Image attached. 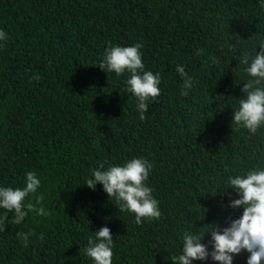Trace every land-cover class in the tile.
I'll return each mask as SVG.
<instances>
[{
    "label": "trees",
    "instance_id": "trees-1",
    "mask_svg": "<svg viewBox=\"0 0 264 264\" xmlns=\"http://www.w3.org/2000/svg\"><path fill=\"white\" fill-rule=\"evenodd\" d=\"M260 4L0 0V29L7 33L0 41V187L22 188L26 173L35 172L36 195L43 194L50 213H29L14 224V211L0 209V218L8 216L0 264H94L82 250L105 226L113 236V264H172L185 231L206 234L208 224L223 228L239 218L243 208L225 207L236 193L219 192L229 176L264 169V127L253 135L231 126L250 79L236 57L254 55L264 44ZM136 43L143 45L145 71L161 76V95L144 120L127 91L130 74L98 67L109 46ZM177 65L194 78L187 96ZM133 158L152 164L146 185L162 213L142 225L133 213L120 212L102 185L95 191L85 185L101 163L106 170ZM30 231L35 236L24 247L17 234ZM210 240L209 233L204 243ZM247 256L234 257V264H247Z\"/></svg>",
    "mask_w": 264,
    "mask_h": 264
},
{
    "label": "clouds",
    "instance_id": "clouds-1",
    "mask_svg": "<svg viewBox=\"0 0 264 264\" xmlns=\"http://www.w3.org/2000/svg\"><path fill=\"white\" fill-rule=\"evenodd\" d=\"M260 6L264 8V0ZM7 39V33L0 29V41ZM234 47L235 45H232ZM141 43L134 46H109L99 62V68L106 73H115L117 76L129 73L126 80L127 91L136 98L137 111L140 119H145L148 105L161 95V76L159 73L145 71L142 60ZM198 55L203 50H198ZM215 61V58L210 57ZM239 64L246 66L245 72L250 77L241 89L243 96L238 100L239 106L233 111L232 128H244L251 134L264 127V44L260 50L250 55L243 52L236 57ZM176 71L183 79L182 96H187L194 87V78L185 71L184 66L177 65ZM39 81L40 76L36 75ZM152 164L144 158H133L123 166L110 165L105 170L101 163L97 169L92 170L91 178L85 185L95 191L96 186L102 185L104 192L115 200L120 212H131L135 215V222L142 225L145 219L159 220L161 210L159 202L153 197V189L146 185ZM228 188L222 190L229 194L233 190L239 198H231L225 207L233 210L243 208L242 215L237 219L229 218L227 226L221 228L219 223L210 226L206 234L183 233L182 253L170 258L172 264H193V261H208L215 264H234V257L247 253V264H264V169H254L244 175L228 177ZM24 187H0V209L7 212L14 211L12 223L20 224L29 213L47 217L50 213L43 207V194L36 195L41 181L35 172L26 173ZM30 196L34 202H25ZM8 216L0 218V231L4 230ZM211 240L204 243L207 234ZM24 247L35 236L34 231L18 233ZM44 240L43 234L37 237ZM211 248V251L209 250ZM83 255L90 258L94 264H113V236L107 226L89 237L87 246L82 250Z\"/></svg>",
    "mask_w": 264,
    "mask_h": 264
}]
</instances>
